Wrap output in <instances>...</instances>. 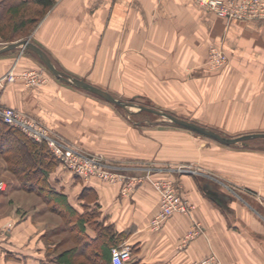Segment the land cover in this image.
Instances as JSON below:
<instances>
[{
    "label": "crops",
    "instance_id": "obj_1",
    "mask_svg": "<svg viewBox=\"0 0 264 264\" xmlns=\"http://www.w3.org/2000/svg\"><path fill=\"white\" fill-rule=\"evenodd\" d=\"M28 36L57 69L114 96L118 88L135 85L155 102L185 100L195 110L187 115L216 114L218 127L209 128L222 135L264 133V19L226 20L194 0H55ZM210 46L226 52L225 67H210ZM19 49L0 57V76L14 63L18 70L41 68L35 52ZM43 73L42 84L16 80L0 87V103L91 151L101 131L119 137L123 149L145 144L84 89ZM112 121L124 132L110 129ZM151 139L154 150L160 139ZM252 139L262 145L251 147ZM219 144L210 148L209 143L198 153L189 144L180 161L201 170L187 172L175 173L168 160L172 154L134 156L169 162L154 177L176 179L191 204L189 214L174 213L158 229L149 222L160 209L159 196L147 180L123 193L120 181L84 179L54 157L31 154L37 155L31 161L44 183L24 177L23 184L21 172L11 175L13 184L4 190L11 208L8 216L0 215V264H63L56 258L70 248L74 264H112L111 249L123 243L131 248L126 264H191L210 252L220 264H264V138ZM1 172L6 169L0 164ZM51 193L63 194L70 210L50 199ZM20 196H36L39 203L29 207L17 201ZM21 206L24 214L18 212ZM50 217L56 221L49 222ZM6 220L9 228H3ZM195 225L200 232L187 238ZM54 236L59 238L50 243Z\"/></svg>",
    "mask_w": 264,
    "mask_h": 264
},
{
    "label": "rangeland",
    "instance_id": "obj_2",
    "mask_svg": "<svg viewBox=\"0 0 264 264\" xmlns=\"http://www.w3.org/2000/svg\"><path fill=\"white\" fill-rule=\"evenodd\" d=\"M18 1L19 0H0V46H2L3 44H6V43H10V42H13L16 40L23 39V38H29L28 35H29L30 31L33 29L34 25H36V23H35V24H33V26L25 27L18 32L12 31V29L10 27L12 20H11L9 14L7 13V7H8V5L13 4V3H17ZM54 2H55V0H54ZM22 9H23L22 12H24L25 16H37L40 19V18H42V16H44L49 11L50 8L47 11L43 12V10H41V8L37 5H35L31 0H26L25 5ZM19 48H21V46L18 47V49ZM24 49H25V47H22V50H24ZM27 50H29V49H27ZM16 53H20V52L19 51L17 52L16 48H14V49H10L7 51L0 52V57H3L5 55H12V54L14 55ZM22 53H23V51H22ZM24 54H25V52H24ZM40 65H41V68L40 67L39 68H36V67L35 68H21L18 70L16 67V63H14L13 66H11V68L14 67L15 73L16 74L18 73L20 75V77L17 75V77L13 81L21 80L24 84H26L25 80H24V76H23L24 73L23 72L31 70V69L39 70L40 72L43 71V72L47 73L48 75H50L51 79H58L51 72V70L44 64V62L42 60H41ZM8 70H10V68H8L0 76V87H2V88H4L5 86H7L8 84L13 82V81L8 80V78L1 80V78L8 72ZM43 75H44V73H43ZM45 78H46V76H45ZM42 83H44V82H41L40 84H42ZM67 84H69V83L67 82ZM118 89H119V92L117 93V95H119V96L116 95L115 97L118 98L119 100L130 102V103L137 104V105H144V106L153 107V108L158 109V110H163V111H166V112L173 114L177 117H180V118L188 120V121H192L194 123L200 124V125L208 127V128L211 127L213 129H216L218 127V125L216 124L218 121L216 114H214V116H204L203 118H201L200 116H196L194 114L187 115L188 114L187 112H190L189 110H192L191 113H195V110H194V108H190V105L185 100L172 101L169 103L168 102H155V101H153V99L150 98L149 95L146 94V92L144 93L143 90L141 93L140 90H138L135 85L132 86V88L129 87L128 90H127V88H125L126 90H123V91L121 90V88H118ZM81 90L83 91V89H81ZM84 92L89 94L88 96H90L91 100H94V102L97 103V105L99 103L103 104L102 108L104 110L109 109L114 116L119 117L118 118L119 120H123L125 122V124H127L129 126V130H128L129 134L133 130L134 132H136L137 137L138 136L143 137V143H145V144L140 143L143 145L139 146V145H136L135 143H129L128 148L123 149V146L120 142L119 137L115 138V139L110 138V136L106 135L103 131H101L98 133L97 140L94 143L95 144V150L91 151L90 149H88L89 147L84 145L82 142L80 143L78 141H75L71 137H69V136L65 135L64 133H61V132H59L53 128L51 130L53 131L54 135L58 136L62 142L69 144V146H71V147L79 149L80 151H83L85 153L91 152V153L100 154V156H102V158L104 159V162H107V164L111 168V170L117 174L121 173L124 175L131 176V174L133 175V171H135L134 174L143 176L144 180H147L152 185V183L150 182L149 179L150 178H156L154 176L158 172L157 169H159V167H162V168L166 167V165H168L169 162H163V161L160 162L157 160L155 161L154 159H151V160L150 159H142V158H138V157H134V156H136L138 154H143V153L144 154H151V155H152V153H155V155H156V153H159L161 157H166V156H171L170 154H172L174 156L173 159L172 160L168 159V160L170 161L171 166L177 168L175 173H178L180 171H182V172L186 171L187 172L188 170H191V168H194V170L199 169L198 167H195L194 165L193 166L190 165V163L180 161V157L185 156L186 150H190L189 144H191L193 147L191 151H193L194 153H198V152L202 151V149L207 150L208 149L207 144H209V143L211 144L210 148L213 147L212 145H216V144L220 143L219 141H217V140H215L209 136L197 133L193 130H190L188 128L180 126L177 123L168 119L167 117L157 115V114H154V113L146 111V110H140L138 107H135V106H129L128 108H123L119 105H116L112 102L105 100L104 98L100 97L99 95H97L91 91L84 90ZM137 92H140L139 96L132 95V94H137ZM121 97L124 99H122ZM3 105H5V104L0 103V106H3ZM16 109H18V108H16ZM18 110L24 112L21 109H18ZM115 121H112V127H110V129L118 128V130H121L124 132V128L122 129L121 125L119 123H116ZM202 121H204V122L210 121V125L209 124L207 125V124L203 123ZM223 135L224 136H227V135L230 136V135H237V134H226L225 133ZM120 136H122V133ZM152 136H154V138H156V139H160L159 144L154 145V150H152L153 149V146H152L153 141L151 139ZM249 142H250L249 144L251 145V147H254V148H259L262 145V140H253L252 139ZM40 143H45V142L43 141ZM219 145H222V144H219ZM125 146H127V145H125ZM203 146H204V148H203ZM29 150H30V148H29ZM29 150L24 149V151H26V152ZM255 150H259V149H255ZM213 151H215V150L213 149ZM188 153H190V151H188ZM0 158H1L0 164H1L2 168L6 169V173L8 172L7 175H6V173H3V172L0 173V182H3V184H4V189H0V194L2 195L1 198H3V203H2L3 207H1L0 215L4 217V216H8V210H10V208H11L10 204L12 203V201L8 200V198H10V197L8 195L7 196L5 195L4 190H8L12 186V184H13L12 179L14 176L12 177L11 175H14V173L9 169L10 163L5 159V157L0 156ZM31 159H32V156H31ZM126 170H129L132 172L128 173V172H126ZM199 170H201V167ZM141 184H142V182L139 185H141ZM134 188H136V187H134ZM179 192L181 194L180 186H179ZM17 201H20L22 203H28L27 205L29 207L31 204L36 205L37 203H39V199L36 196L30 197V200H28V198L20 196L19 199L17 198ZM25 209L26 208H24V206H21V209L18 208L19 214H21L22 212H23L22 214H24L25 211H23V210H25ZM48 220H49V222H51V221L53 222V221H56V218L50 217V219H48ZM149 225H150V222H149ZM4 227L9 228L7 220H6V223L3 226V228ZM3 228L1 231H3ZM1 233H2L1 236L3 237L4 234H3V232H1ZM58 238L59 237L54 236V237H50V239H47V240H49L50 243H54ZM49 253H51V251H49ZM210 253H212V252H210Z\"/></svg>",
    "mask_w": 264,
    "mask_h": 264
},
{
    "label": "built area",
    "instance_id": "obj_3",
    "mask_svg": "<svg viewBox=\"0 0 264 264\" xmlns=\"http://www.w3.org/2000/svg\"><path fill=\"white\" fill-rule=\"evenodd\" d=\"M194 2L200 8L222 16L226 20L264 19V0H194ZM227 60L228 56L225 51L219 47L210 46L208 54L210 67L223 68L227 65ZM23 73L26 85H38L46 80L39 70L31 69ZM17 75L20 77L18 73H15V68L10 67V70L1 80L8 78V80L13 81ZM0 119L10 127L23 131L33 140L44 141L62 166L84 179L96 177L110 183L120 181L123 184V193L130 191L144 181V177L141 175L128 176L113 172L100 154L85 153L69 146L54 135L51 129L14 107L0 106ZM149 180L158 192L160 205L159 211L150 220L152 228H160L162 222L176 212L190 213L191 204L180 194L179 183L174 178H150ZM0 189H4L3 182H0ZM199 232L200 227L195 225L186 237L192 238ZM130 257L131 248L127 244H119L111 249L112 264H126ZM191 264H220V261L212 252Z\"/></svg>",
    "mask_w": 264,
    "mask_h": 264
},
{
    "label": "trees",
    "instance_id": "obj_4",
    "mask_svg": "<svg viewBox=\"0 0 264 264\" xmlns=\"http://www.w3.org/2000/svg\"><path fill=\"white\" fill-rule=\"evenodd\" d=\"M31 1L35 5L39 6L43 12L47 11L54 3V0ZM25 2L26 0H19L17 3L10 4L7 7V13L12 20L10 27L14 32H18L28 26H33V24L39 20L37 16H25L24 12H22ZM38 144L39 143H37V141L24 136L21 132L5 124L0 119V154L3 155L10 163L9 169L12 170V172H16L18 174L21 172L22 177H20L22 178L23 184L25 178L34 179V181L37 182V185L44 183L43 179L38 175V173L34 171L36 166L34 165L35 161L30 160L31 154L33 155L37 153L38 156L42 157H45V155H47L48 158L54 157L50 151L48 152L46 147L41 146L38 148L37 146H40ZM24 149H28L29 151L26 152ZM37 155L32 156V158L36 157ZM26 171L28 172L27 174ZM50 199L70 210L67 201L63 197V194L61 195L60 193H51ZM73 253L74 252L71 248L64 250L58 255L56 260L63 264H74L75 261L73 260Z\"/></svg>",
    "mask_w": 264,
    "mask_h": 264
},
{
    "label": "water",
    "instance_id": "obj_5",
    "mask_svg": "<svg viewBox=\"0 0 264 264\" xmlns=\"http://www.w3.org/2000/svg\"><path fill=\"white\" fill-rule=\"evenodd\" d=\"M20 46L28 48V49L32 50L33 52H35L39 56V58L44 62V64L51 70V72L58 79L63 80L65 82H68L69 84L74 85L78 88H81V89H84L87 91H91V92L99 95L100 97L104 98L105 100L112 102L116 105H119L123 108H128L129 106H135V107H138L140 110H146V111L152 112L154 114L167 117L168 119L177 123L180 126L188 128L190 130H193L197 133L209 136V137H211V138H213V139H215L221 143H225V144H232V143H236L239 141H245V140H248L250 138H255V137H263L264 138V133H248V134H242L239 136H224V135H222V134H220V133H218V132H216V131L208 128V127L202 126V125L194 123L192 121L182 119V118L177 117L173 114H170L166 111L158 110V109H155V108L149 107V106L137 105V104H133L130 102L119 100L110 92H108V91H106V90H104V89H102L96 85H93V84H91V83H89L83 79L70 76L67 73L57 69L54 66V64L52 63L49 56L46 54V52L44 50H42L39 46L34 44L29 38H23L20 40H16V41H13L10 43L3 44L2 46H0V52L7 51L10 49H14V48L20 47Z\"/></svg>",
    "mask_w": 264,
    "mask_h": 264
}]
</instances>
